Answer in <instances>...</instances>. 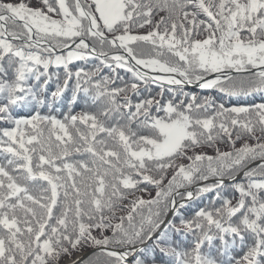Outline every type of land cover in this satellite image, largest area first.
Instances as JSON below:
<instances>
[{"label":"snow or ice","instance_id":"1","mask_svg":"<svg viewBox=\"0 0 264 264\" xmlns=\"http://www.w3.org/2000/svg\"><path fill=\"white\" fill-rule=\"evenodd\" d=\"M0 124V264H264V0H0Z\"/></svg>","mask_w":264,"mask_h":264},{"label":"trees","instance_id":"2","mask_svg":"<svg viewBox=\"0 0 264 264\" xmlns=\"http://www.w3.org/2000/svg\"><path fill=\"white\" fill-rule=\"evenodd\" d=\"M157 15H155V20H159V18H160V16L157 17ZM147 30H149L148 27H146L144 29H140L139 31L140 32H146ZM95 63H98V61H95ZM87 66L88 67H92V63H88ZM103 74L104 75L109 74V69L104 68L103 69ZM119 74L121 76H125V71L124 70H119ZM119 83L120 82L117 81V84L118 85H119ZM152 88H153V91H157L158 90L155 85H153ZM185 91H188V92H196L198 95H202V96H214V97H216V99H217L218 102H224L226 104V106H231V105L237 103L238 100L239 101H243V100H247L248 99L247 97H228L225 94L220 93L218 90H203V89H200L198 86H190V85H188L185 88ZM255 100H256V102H260L261 101V97H260V94L259 93L256 94ZM3 126L4 125L0 124V127H3ZM236 146L239 147L240 146V143L238 142ZM220 148H221L222 151L230 150V146L226 142L225 143H221L220 144ZM197 151H204V152H207L209 155H213V156L216 155L215 150L213 148H209V147L198 148ZM181 162H183L185 164L188 163L187 160H183ZM258 163H260V162L254 163V164H252V166L255 167V165L258 164ZM168 175H169V178H170L171 172H169ZM164 184L165 185L167 184V179L164 181ZM144 186L145 185H141V187H144ZM147 187H148V191L146 193H136V195H143L144 196V199L154 198L156 196V192L158 191V189L156 187H154V186H147ZM132 198L133 197H129V199H132ZM128 203H129V200H124L123 201V204L124 205H127ZM143 211H144L145 214H147V209L146 208ZM126 214H127L126 211H124V212H118L117 213V215H126ZM137 219H138V217H137ZM88 249H91V247H85V248H83L80 251H85V250H88ZM94 251H91L89 254H87L80 261L82 262L83 260L87 259ZM76 252H78V251H76ZM74 253L75 252H73L71 256H73ZM65 257H67V256H64V257L61 258L60 264L62 263V261H63V259Z\"/></svg>","mask_w":264,"mask_h":264},{"label":"rangeland","instance_id":"3","mask_svg":"<svg viewBox=\"0 0 264 264\" xmlns=\"http://www.w3.org/2000/svg\"><path fill=\"white\" fill-rule=\"evenodd\" d=\"M164 14H165V13L160 12V13L157 15V17L162 16V15H164ZM253 163H254V162H253ZM88 250H90V249H88ZM88 250L75 252V253L73 254V256H71V257L67 256V257H65V258L63 259L62 263H63V264H66V263H68V262L73 261V259L76 260V259L79 258L84 252H86V251H88Z\"/></svg>","mask_w":264,"mask_h":264},{"label":"water","instance_id":"4","mask_svg":"<svg viewBox=\"0 0 264 264\" xmlns=\"http://www.w3.org/2000/svg\"><path fill=\"white\" fill-rule=\"evenodd\" d=\"M193 86H198V85H193ZM257 162H260V161H256V162H254V163H257ZM94 250H95V249L91 248L90 250L84 252V253H83L79 258H77L76 260H73V261L68 262V263H66V264H72V263L75 262V261H79V260H81L82 258H84L87 254H89L91 251H94Z\"/></svg>","mask_w":264,"mask_h":264}]
</instances>
